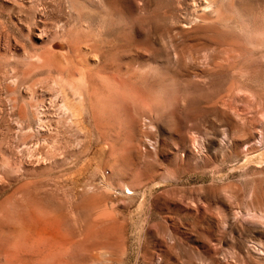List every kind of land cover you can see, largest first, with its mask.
<instances>
[{"label": "rangeland", "instance_id": "obj_1", "mask_svg": "<svg viewBox=\"0 0 264 264\" xmlns=\"http://www.w3.org/2000/svg\"><path fill=\"white\" fill-rule=\"evenodd\" d=\"M0 264H264V0H0Z\"/></svg>", "mask_w": 264, "mask_h": 264}, {"label": "bare ground", "instance_id": "obj_2", "mask_svg": "<svg viewBox=\"0 0 264 264\" xmlns=\"http://www.w3.org/2000/svg\"><path fill=\"white\" fill-rule=\"evenodd\" d=\"M103 253V252H102ZM101 254V253H100ZM107 253H103V256L106 257ZM108 256V255H107Z\"/></svg>", "mask_w": 264, "mask_h": 264}]
</instances>
